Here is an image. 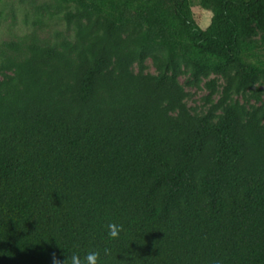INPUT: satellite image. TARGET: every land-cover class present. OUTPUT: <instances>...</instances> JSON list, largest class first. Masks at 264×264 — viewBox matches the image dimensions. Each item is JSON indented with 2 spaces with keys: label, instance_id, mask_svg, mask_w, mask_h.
I'll use <instances>...</instances> for the list:
<instances>
[{
  "label": "trees",
  "instance_id": "trees-1",
  "mask_svg": "<svg viewBox=\"0 0 264 264\" xmlns=\"http://www.w3.org/2000/svg\"><path fill=\"white\" fill-rule=\"evenodd\" d=\"M41 1L64 33L0 43V264H264V0Z\"/></svg>",
  "mask_w": 264,
  "mask_h": 264
},
{
  "label": "rangeland",
  "instance_id": "rangeland-1",
  "mask_svg": "<svg viewBox=\"0 0 264 264\" xmlns=\"http://www.w3.org/2000/svg\"><path fill=\"white\" fill-rule=\"evenodd\" d=\"M190 2L195 23L200 29H206L210 25L212 13L204 10L197 1L190 0ZM41 3V0H0V43L22 37L31 32H36L42 39L53 41L56 33H64L63 23L59 20H48L45 17L42 25H34L36 15L33 4L39 5ZM260 39L261 34L252 38V41L259 46ZM259 52L261 60L264 62V47ZM146 65L148 67L147 72L154 74L150 61H147ZM212 79H216L219 84H222L221 79L215 75L203 80L199 87H189L187 85L188 77L179 78L180 84L189 94L186 105L193 112L197 114L205 112L207 104L204 98L208 94V90L204 84ZM253 91L258 92L261 98L264 99L263 86L257 85L253 88ZM218 97L219 95L216 94L212 100L216 101ZM238 99L242 102L240 97Z\"/></svg>",
  "mask_w": 264,
  "mask_h": 264
},
{
  "label": "clouds",
  "instance_id": "clouds-1",
  "mask_svg": "<svg viewBox=\"0 0 264 264\" xmlns=\"http://www.w3.org/2000/svg\"><path fill=\"white\" fill-rule=\"evenodd\" d=\"M123 226L116 223H109L107 225V235L110 239H118ZM110 258L113 255V249L105 247L101 250L88 251L83 257L77 253H72L70 256H65L63 260L52 255V264H101V257Z\"/></svg>",
  "mask_w": 264,
  "mask_h": 264
}]
</instances>
